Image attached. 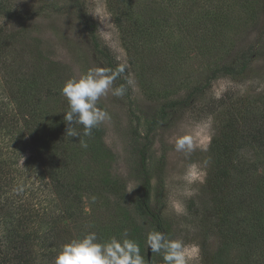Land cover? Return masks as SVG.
<instances>
[{
    "label": "trees",
    "instance_id": "16d2710c",
    "mask_svg": "<svg viewBox=\"0 0 264 264\" xmlns=\"http://www.w3.org/2000/svg\"><path fill=\"white\" fill-rule=\"evenodd\" d=\"M78 1L70 3L74 6ZM106 4L127 50L140 47L143 67L149 74L159 73L161 63L177 59L183 48L202 56L220 51L227 35L240 32L258 13L256 5L248 0H106ZM20 13L9 0H0V14L5 18L18 19ZM168 32H176V40H170ZM91 35L93 54L102 67L114 74L123 69L113 85L128 89L126 67ZM12 37L0 28V264H54L64 243L88 232H96L100 241L120 238L124 222L129 223L128 237L139 242L144 252L139 220L152 230L166 233L168 229L158 201L152 202L145 143L178 102H161L153 114L138 110L131 115L138 190L129 206L124 203L127 190L120 184L122 178L110 172L111 154L97 130L93 129L91 137H83L88 143L86 149L80 146L79 137L66 135L64 112L68 105L59 89L44 80L34 85L33 81L24 84L9 79L5 57L13 46ZM239 54L237 70L221 66L187 99L206 91L217 73L244 71L248 58L241 50ZM33 62L39 74H50L48 63ZM233 112L225 118L221 126L224 130L211 147L214 163L207 187L215 206L214 227L221 245L204 263L218 256L222 264L233 252L236 264H264V110L252 105ZM142 119L146 132L141 137L137 128ZM75 127L82 131L80 126ZM140 140L144 142L137 143ZM242 143L258 153L257 160L244 164L240 158L229 157L234 149L240 150ZM15 174H23V184L16 182ZM86 195L97 197V202L88 203V212L84 213L82 198ZM104 214L109 221L97 225L105 219ZM66 222L81 232L73 238L60 235ZM90 225L93 227L87 228ZM142 255L146 258V251ZM146 264L155 263L146 259Z\"/></svg>",
    "mask_w": 264,
    "mask_h": 264
},
{
    "label": "rangeland",
    "instance_id": "374dc122",
    "mask_svg": "<svg viewBox=\"0 0 264 264\" xmlns=\"http://www.w3.org/2000/svg\"><path fill=\"white\" fill-rule=\"evenodd\" d=\"M249 1L256 5L257 16L240 32L228 34L220 51L202 56L183 48L176 55L177 59L162 62V69L156 74L147 73L143 67L140 47L127 50L106 0H79L74 6L70 0H9L12 8L17 6L21 10V17L8 19L0 14V28L13 36V46L5 57L10 80L24 84L33 81L34 85L44 80L61 94L69 78L79 77L89 68L102 67L93 54L92 33L100 46L109 49L115 60L126 67L128 89L122 97L112 95L111 91L101 97L98 106L106 109L111 119L95 130L111 154L110 172L122 178L120 184L127 190L124 203L129 206L138 190L132 153L135 126L131 115L138 110L153 114L161 102H178L169 109L168 119L147 136L145 146L152 202L158 201L161 216L168 226L165 234L187 245L192 257L190 264H205V259L216 254L221 245V236L214 227L215 206L207 187L214 163L213 140L224 130L221 126L225 118L236 109L242 111L253 105L264 110V0ZM170 33V40H176V32ZM239 50L248 58L244 71L229 75L217 73L206 91L187 99L195 87L203 85L221 66L229 65L237 70L241 62ZM33 60L48 63L51 75L39 74ZM144 121L142 119L137 128L141 137L146 132ZM184 135L191 137L192 150L177 152L175 140ZM229 157L240 158V163L246 164V161L257 160L258 153L244 143L240 150L231 151ZM19 160L21 166L23 157ZM19 176H15L16 182L23 184V174ZM92 198L89 195L82 198L86 205H83L84 213L88 212V203L97 202V197ZM104 217L97 225L109 221L106 214ZM67 223L59 231L60 235L73 238L81 232ZM138 224L144 235V252L141 253L145 254L146 235L152 229L142 219ZM123 226L129 230L128 222ZM234 255L228 253L222 264H236ZM151 259L155 264H164L159 254L152 253ZM217 259L218 256L208 264H220Z\"/></svg>",
    "mask_w": 264,
    "mask_h": 264
},
{
    "label": "clouds",
    "instance_id": "9594fccd",
    "mask_svg": "<svg viewBox=\"0 0 264 264\" xmlns=\"http://www.w3.org/2000/svg\"><path fill=\"white\" fill-rule=\"evenodd\" d=\"M120 69L115 74L113 70L104 67L89 68L79 77H72L65 81L61 94L66 98L68 110L64 112L67 124L66 135L79 137L82 148L88 143L83 137H91L93 129L111 116L106 109L98 106L101 97L109 91L116 97L125 95L126 88L121 85L113 87ZM80 126L82 131L75 127ZM193 144L188 135L176 138L177 152H190ZM95 200V197L92 198ZM145 243L152 253L162 256L164 264H190L191 255L187 245L181 239H172L158 230L147 233ZM54 264H146V258L141 254L139 242L128 237L125 230L120 238L115 236L100 241L96 232H88L79 238L64 243L54 260Z\"/></svg>",
    "mask_w": 264,
    "mask_h": 264
},
{
    "label": "water",
    "instance_id": "95a60500",
    "mask_svg": "<svg viewBox=\"0 0 264 264\" xmlns=\"http://www.w3.org/2000/svg\"><path fill=\"white\" fill-rule=\"evenodd\" d=\"M151 255H152L151 250L146 247V259H147V261L151 260Z\"/></svg>",
    "mask_w": 264,
    "mask_h": 264
}]
</instances>
